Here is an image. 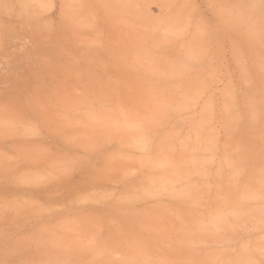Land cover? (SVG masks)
<instances>
[{
  "label": "rangeland",
  "instance_id": "1",
  "mask_svg": "<svg viewBox=\"0 0 264 264\" xmlns=\"http://www.w3.org/2000/svg\"><path fill=\"white\" fill-rule=\"evenodd\" d=\"M234 2L261 17L0 0V264H264V46Z\"/></svg>",
  "mask_w": 264,
  "mask_h": 264
},
{
  "label": "bare ground",
  "instance_id": "2",
  "mask_svg": "<svg viewBox=\"0 0 264 264\" xmlns=\"http://www.w3.org/2000/svg\"><path fill=\"white\" fill-rule=\"evenodd\" d=\"M252 1H254V0H252ZM126 3V2H125ZM241 3V2H240ZM253 3V2H252ZM256 3V2H255ZM124 4V3H123ZM234 4H235V2H234ZM233 4V6L231 7H229V5H228V8L223 12L222 10L220 11V10H217V12L218 13H222L223 14V19L224 20H226L228 23H230V22H240V24L242 25V27H241V30L239 31V33H240V35L243 37L241 40H242V42L244 43V44H246V45H252V46H256V45H259V47H261V46H264V6L262 5V6H259L258 4V7H260V11H261V15H257V16H261L259 19H255L254 21H251L250 19L252 18H250V19H248L247 18V15H244L243 14V9L241 10V7L239 6H236V4L234 5ZM239 4V3H238ZM248 4V3H247ZM254 5V4H253ZM256 5V6H257ZM249 6V5H248ZM251 6V5H250ZM256 8V7H255ZM222 9V8H221ZM249 10V9H248ZM253 10V9H252ZM259 11V12H260ZM248 12V11H247ZM250 12V11H249ZM255 12V11H254ZM256 14H258V13H256ZM255 14V15H256ZM252 16V15H251ZM256 17V16H255ZM220 18H222V17H220ZM257 18V17H256ZM168 21V20H167ZM177 21H178V19H177ZM226 22V23H227ZM240 25V26H241ZM236 27V29H237V26H235ZM176 27H174L173 26V24H171V22L170 21H168L165 25H164V27H163V29H164V31L167 33V32H169V34L171 33V32H175L176 31V29H175ZM172 34V33H171ZM186 44V43H185ZM245 49V48H244ZM146 51H148V50H146ZM150 51V50H149ZM261 52V51H260ZM264 56V55H263ZM262 56V57H263ZM142 58V57H141ZM260 61H262L263 60V58H258ZM177 64H178V62H177ZM183 64V63H182ZM187 64V63H186ZM186 64H185V66H186ZM188 65V64H187ZM168 66H170V65H168ZM168 66H166V65H162V64H160V65H157V66H155V67H160V71H162L165 75H169V76H171V77H175V76H177V75H179L178 74V69L180 70L181 68H182V66L183 65H181V67L180 68H178V67H176V66H172V67H170V69H169V67ZM187 67V66H186ZM189 67V66H188ZM139 68V67H138ZM183 69V68H182ZM187 69V68H186ZM185 70V69H184ZM184 70H183V72H184ZM153 72H154V70H153ZM152 72V73H153ZM174 73V74H173ZM181 73V72H180ZM159 81V80H158ZM163 81V80H162ZM160 82L161 81H159L158 83L160 84ZM156 83V82H155ZM168 83V82H167ZM167 83H166V85H167ZM158 84V85H159ZM157 85V84H156ZM157 85V88H159V86ZM161 85V84H160ZM171 87V86H170ZM161 88H163V87H161ZM157 90V89H156ZM164 90V89H163ZM162 91V90H161ZM161 93V92H160ZM173 97H174V95H172ZM156 100H157V103L160 105V108H159V110H157V111H161L163 108H168V106L171 104V102H172V97H171V94L169 93V92H163L162 94H160V96H159V98L156 96ZM170 107H172V105L170 106ZM175 109V108H174ZM101 114H102V112H101ZM104 114H105V112H104ZM103 114V115H104ZM16 133V132H15ZM153 134V133H152ZM41 142V141H40ZM2 144V143H1ZM144 145V144H143ZM142 145V143H141V148H145V147H147L146 145L145 146H143ZM128 146V145H127ZM47 147V146H46ZM70 150V149H69ZM167 150V149H166ZM99 155V154H98ZM9 160V159H8ZM169 162V161H168ZM170 163V162H169ZM101 164V163H100ZM205 167V166H204ZM253 170V169H252ZM223 174V173H222ZM263 174V173H262ZM236 191V190H235ZM241 195V194H240ZM244 196H245V194H242L240 197H239V199L240 200H242V199H244ZM246 197V196H245ZM80 207V206H79ZM75 210V209H74ZM236 211H237V208H233V210H231L230 212H232L233 214H236ZM253 212V211H252ZM219 218V216H216L214 219H211V222H213V223H215L216 221H215V219L216 218ZM220 219V218H219ZM209 222H210V220H209ZM210 222V223H211ZM208 231V230H207ZM192 249V248H191ZM260 259V258H259ZM241 262H243V261H241ZM234 264H236V262H234ZM237 264H244V263H238V261H237Z\"/></svg>",
  "mask_w": 264,
  "mask_h": 264
}]
</instances>
